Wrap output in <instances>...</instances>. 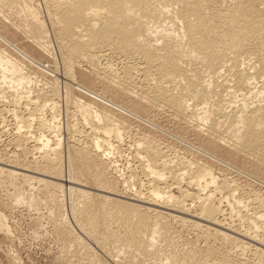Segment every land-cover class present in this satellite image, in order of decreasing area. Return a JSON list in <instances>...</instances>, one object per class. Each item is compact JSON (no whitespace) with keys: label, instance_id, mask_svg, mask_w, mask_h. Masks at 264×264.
<instances>
[{"label":"bare ground","instance_id":"obj_1","mask_svg":"<svg viewBox=\"0 0 264 264\" xmlns=\"http://www.w3.org/2000/svg\"><path fill=\"white\" fill-rule=\"evenodd\" d=\"M26 1L0 0V6L4 2L20 5L22 12L26 11L35 18ZM46 14L54 27L53 35L67 77L63 81L64 104L76 120L68 123L67 129L79 133L75 143L79 148L76 146L75 153H71V149L69 152L70 163L75 168L74 181L77 183L74 184L91 185V189L99 192L74 187L76 191L72 199L76 205L71 208V215L78 226L96 243L104 242V245L107 242L117 248V253H128L130 260H134L137 254L153 253L154 256H163L168 264L179 261L182 262L179 264H212L214 260L211 259H217L216 264H264V196L258 194L259 191H250V194L245 191L248 198L244 200L235 195V187L228 184L226 178L218 184L213 158H210V155L219 156L225 165L228 162L248 167L251 174L264 178V99H261L264 96V0H53ZM158 26L166 27V30L159 31ZM36 28L40 30L41 42L28 43V51H32L30 45L33 49L39 46L43 52H48L47 37L43 35L45 30L41 26ZM105 50L123 57L121 70L110 68L107 63L103 68L98 66V56H103ZM12 54L6 48H0V80L14 89H11L13 93L5 94L6 89L3 91L0 87V99L14 107L21 102L26 106L25 116L18 117L14 109L13 115L18 121L14 141L23 156H27L32 149L29 151L25 143L31 126L28 117L40 114L41 120L38 118L40 122H36V128L41 133L50 131L55 136L59 133L53 101L51 107L48 105L57 97L58 89L53 80L49 83V92L31 96L30 86L23 87L28 89L27 92L18 91L29 81V76L21 64L23 60ZM133 57L139 60L137 73L143 80L138 83L133 71L135 66L131 63ZM82 61L87 70L79 65ZM50 66L54 67V64ZM43 67L48 69V65ZM257 78L262 79L261 89H255L254 96L251 90L256 88ZM74 79L81 83L74 82ZM235 91L242 96L238 100L242 102L237 101V105ZM248 94L258 98V101L253 98L256 105L250 101L254 106H249L246 100L252 98H248ZM47 106L51 112L49 119L41 114ZM157 110L169 111L184 130L191 129L197 145L208 156H201V161L191 154L181 162L175 161L177 157L172 160L165 154V148L162 150L158 146L154 135L142 130L138 133L131 125L134 122L149 127L146 125L150 120L149 113ZM134 115L137 120L132 118ZM23 127L27 131L23 132ZM129 132L137 136L132 141V151L139 161V170L150 176L148 180L152 182L151 185L148 182L146 193L130 191L133 192L131 200L142 203L140 205L109 196L120 192L108 181V173L115 169L109 161V155L115 149L112 141H122L124 134ZM55 140L53 147L49 139L43 140L42 147L39 146L43 149L42 160L30 162V167L38 170L31 169L32 173L58 177L55 179L59 182L40 180L45 186L63 192L64 183L59 177L60 139ZM30 174L23 179L34 178ZM161 181L164 182L163 188L159 187ZM188 185L194 191L190 192L186 188ZM186 200L195 202V209L191 208L194 212L186 207ZM35 201L30 198L26 202L33 206ZM223 202L229 210L227 217L234 216L230 221L237 220V225L244 220L242 208L244 210L248 202L251 205L252 215L245 214L249 216L244 221L245 231L238 230L237 225L226 224L224 227L233 232L236 230L235 233L244 239H253L254 261L241 263L240 250L243 252L249 243L235 234L221 231L224 222L219 216L224 212ZM58 208L59 212L61 207ZM174 221L182 226L187 222L197 231V237L205 243L203 251L191 248L178 254L173 250L165 252V245L162 249L159 243L174 242V233L169 230ZM68 230L61 231L63 240L88 249L81 237L73 236ZM119 243H124L126 249H120ZM94 257L89 258L92 259L90 264L100 263V258Z\"/></svg>","mask_w":264,"mask_h":264},{"label":"rangeland","instance_id":"obj_2","mask_svg":"<svg viewBox=\"0 0 264 264\" xmlns=\"http://www.w3.org/2000/svg\"><path fill=\"white\" fill-rule=\"evenodd\" d=\"M52 1L53 0H27L26 4L29 5L28 6L29 8L33 9L35 13V18H33L34 16L26 11L22 12L20 10L21 8L20 5H14L9 2H4L0 6V48H6L8 51L14 54V55L12 54L13 57L22 59L24 62L22 61L21 64L24 65L23 66L24 70L27 71L29 76V81L25 84V86L19 87L18 91L27 92L28 89L23 87L30 86L31 89L30 95L36 96L37 93L40 94L46 91L49 92V88H48L49 83L53 82L54 80L58 89V95L57 97L53 98L48 105L51 107L52 104L54 103L55 110L53 112L56 115L55 119L59 126V131H58L59 133H56V136L50 131L47 134L46 132L41 133V131L37 129L38 124L36 123L38 121L40 122L41 120L40 114L37 115L36 117L35 115L33 117L32 116L28 117L31 126L29 128L28 133H26L27 138L25 140V143L29 151L31 148L32 149L27 156L24 155L26 157L25 158L20 149V146L19 145L17 146V142L15 143L14 141V137L17 132L16 123L18 121L17 118L15 119L13 115L14 114L13 109L14 111H16L17 116L21 117L27 114V111L25 110L26 106L24 107L23 103L21 102L20 104L17 105L19 108L17 106L14 107L15 105H13L12 103L5 101L2 102L0 99V264H90V260L92 262L93 259L92 257L94 256L100 258V259L98 258L100 262L98 264H168L166 260L162 258L163 256L162 257L160 255L154 256L153 253H152L153 255L149 253L143 256L137 254V256L135 255L136 258L134 260H130L131 255H129L128 253L124 254V252L122 251H119L117 253L116 252L117 248H115L112 244L106 242V244L103 245L104 242L100 244L93 241L90 237L86 235V231H84L83 229H81L80 226H78L76 220L74 219L75 222L73 220L74 217L73 215H71L72 214L71 208L74 207V205H76L74 204L73 202L74 200L72 199V196L75 194L74 192L76 191V190L74 191V189L78 187L83 190H88L89 192H94L95 190L90 188L91 185H87V187L86 185H84L85 187H83L74 184L77 183L74 181L75 168L73 167L72 163H70L71 154L69 152L70 149H71V153H73L74 150H77L79 148V146L75 144L77 143L76 138H78L79 133L77 132L72 133L67 129L68 123L69 124L75 123L76 120L74 119L75 117L74 118L71 117L70 115L71 111L70 110H69L70 112L67 111L68 110L67 106L66 104H64L65 100H63V91H64L63 81H66L67 77L64 75V66L60 57L61 55L57 48L58 46L56 42V37H54L53 35L54 27L51 21L49 20V18H47L48 14H46L47 7ZM39 26H41L42 29L45 30V33L43 35L46 34L47 37L46 41L49 44L48 52H43L42 48L40 49L39 46L37 47L35 46L36 48L34 49L31 48L30 46L31 45L30 42H36V43L41 42V40H39L40 30L36 28ZM157 29L159 31L166 30V27L158 26ZM28 43H30L29 50H32L31 53L28 51ZM17 46L20 47L17 49ZM105 51L106 52L105 54L103 53L104 54L103 56L101 54L103 58H100L101 56H98V59L100 58L99 61L97 59L98 66H100V68H103L104 65L107 66L106 65L107 63L109 64L108 66L110 68L117 69V71H119L120 67L122 68V64L124 62L123 57H121L119 53L116 52L113 53V51L111 50H105ZM131 63L135 66L134 68L136 69V67L139 65V60L133 57ZM42 64L43 66L48 65V69L46 67H43ZM53 64L54 67H51L50 65ZM136 64L138 65L136 66ZM79 65L81 66V68L85 70L88 69L86 63L83 61L79 62ZM49 68L52 69L50 70ZM46 69L48 71H46ZM135 69L133 71L136 72L137 74L136 77L139 78V79L136 78L137 83L143 81L141 80L142 78H140V75L138 76L137 73L138 72L137 70H139V68L137 67V69L136 70ZM44 72H46L47 74H45ZM76 79H74L75 80L74 82L81 83L79 80L77 81ZM261 80H262L261 78L256 79L257 82L255 84L256 88H253L251 90L253 93L255 89L256 90H258V88L259 90L261 89L260 86ZM0 87L1 89L3 88V91L4 89H6L4 92L7 93L5 94L13 93L12 90L14 89L10 88L7 82L4 84V82L0 80ZM235 93H236L234 94L236 96L235 105H237L238 102L240 103L242 102V101H238L242 99L241 98L242 96L240 95L239 91L238 92L235 91ZM251 94H248L247 97L252 98ZM254 96H256V93H254ZM254 96H253L254 100L258 101V98L257 97L255 98ZM253 98L246 100L249 103V106L252 105L250 104V101H252V103L254 102ZM261 99H264V96ZM254 104L256 105L257 102H254ZM254 104L252 106H254ZM49 106H47L48 108L45 109L43 113H41L43 114L42 117H45L46 119L50 118L51 112ZM195 111L197 110L195 109ZM135 116L136 115L132 116V118L134 120H137L138 118L137 116L135 118ZM152 116L155 118H152ZM149 117L150 120L149 122L146 121L147 123L146 125H149L150 128L146 127L145 125L143 126L139 123L135 124L134 122L131 125L138 133L141 132L142 130L144 132L146 131L148 134L154 135L155 139H157V143L159 142L158 146L162 150L165 148L164 149L166 152L165 154L170 159L177 157L175 161L180 160L181 162L187 158H190L191 156L189 154H191L193 155L194 158H196L197 160L199 158L200 159L199 161H201V156H208L207 155L208 153L205 152L199 145H197L198 143L194 139V136L191 133V129L184 130L182 125L178 123L177 119L173 118L172 114L169 111H164V110L163 112L160 110L153 111L149 113ZM25 129L26 128L24 127L22 128L23 132L27 131ZM39 133L41 136L42 134L46 135V137L45 136L41 137ZM129 133H125L122 141L120 142L112 141L113 149L114 148L115 149L112 150L113 152L111 153V155H109V161H111L110 163L113 168L115 167V169L114 171L113 169L111 170L112 174L111 171L108 173V181L112 186H114L120 192H114L116 195H109V196L110 197L115 196L116 199L119 198L120 200L123 201H128V202L133 201L132 203L135 202L136 204L140 205L142 203L131 200L130 194L133 192L130 191L140 190L142 193H146L147 190L146 187L151 181H149L150 176L144 175L139 170V166H138L139 161H137L138 159L133 156L134 151H132L133 150L132 141L137 136H135L134 132H132L134 135L131 132ZM39 138L41 140H39ZM45 138L49 139L50 141L49 144L52 147L55 146L54 145L56 142L55 139L56 138L60 139L61 173L59 177L61 178V180H63L64 183L63 192L58 191L53 187L45 186L44 182L40 180V179H44L47 181L59 182L57 179H55L58 178L55 175L52 174L53 175L52 176L51 174H49L48 176V174L46 173L45 174L46 176H43V175H38L36 173H32L34 171H31V169L33 170L36 169L30 167V162H32L33 164V161H37L39 163L42 160L41 155L43 149H41L40 147H42V143ZM76 146H78V148ZM185 152L187 153L185 154ZM210 156H212L210 157L211 159L213 158L212 159L214 162L213 171H214V175L218 176V177L216 176L218 184L221 183L220 181L226 178L225 180L227 181V183L228 184L230 183V185H233L235 187L234 190L235 195H238L240 198L242 196L244 200L248 198V194H250L251 192L257 193L259 191L258 194L264 196V183H263L264 178L262 176L251 174L248 167L234 166L233 164L228 162H226L225 165L221 157L213 156V155ZM238 167H240V169ZM116 173L119 176H117ZM29 174L34 178H31L29 180H24L23 176ZM252 176L259 179L258 182L254 180ZM125 180L127 181L128 185ZM167 182L170 183V181ZM151 184L152 182L149 185ZM159 184H158L159 187L162 186L161 188H163L164 182L161 181ZM130 186L133 187L131 188ZM186 188L190 192L194 191L191 185H188V187ZM97 192L95 191L94 193ZM30 198H34V201L36 199L35 201L36 205L33 204L32 206L28 202H26ZM17 199H19V201ZM185 203L187 204L186 207L187 206L189 207L190 212L191 211L194 212L193 209H195V205H196L195 202L186 200ZM222 205L224 208V212L223 214H220L219 220L224 222L225 225L224 224L222 225L221 231L224 230V232L226 231V233H229L231 235L235 234L234 236H237L239 239H242L243 237H240L241 235L240 232H238V234L240 235H237L235 233L236 230H234L233 232V230L231 231L229 230V228H225L227 225L231 227L237 225L236 222L238 221L237 220L230 221V219H234V216L232 218L227 217L229 212V210L227 209V204L223 202ZM142 206H144V204ZM58 207H61L60 208L61 210L59 212L57 211V209L59 210ZM246 208L244 210L242 208V214H243L242 216L244 220L242 218L243 220L242 223L238 224L237 225L238 227L236 226L237 229L241 230L242 232L245 231L247 227L246 224H244L245 223L244 221L252 213V210H250L251 205L249 204V202L247 203ZM262 209L264 211L263 207ZM63 211L65 212L66 215H64ZM243 211H245V213ZM246 213H248L249 216L245 215ZM244 215L246 218L244 217ZM65 216L67 217L65 218ZM186 218L184 217V219ZM75 224H77V226ZM180 224L181 223L178 222L177 224V222L174 221L169 225L170 232H172V234L174 233L173 234V236L175 237L174 242L172 243L169 240L167 244L159 243V245L161 244L162 249H164L163 246L165 245L164 250L167 253L171 252L172 250L177 251V253L178 252L184 253L186 252L185 250L188 251L191 248L192 249L195 248L194 250L196 251L200 249H202L200 251H203V249L205 248V243L201 238L197 237V231L193 230V228L191 229L188 226L187 222L185 223L186 225L183 226ZM113 226L115 227V225H112V227ZM68 229L70 230V232H72L73 236L77 235L83 239L84 246L85 245L88 246L87 248L89 250L88 249L86 250H88L89 253L85 250V248L82 247V245L80 246L76 243L74 244L73 241H72L73 243L71 242L69 244L67 241L63 240V238L60 236V233L61 231ZM243 240L244 241L246 240V242H248L249 244H247L243 252L240 250L239 253L240 255H238L239 250L237 251V255L240 258L239 261L241 263L254 261L255 248H253L254 246H252V244H254L253 239L247 237L246 239L243 238L242 241ZM170 242L172 243V245H169L171 244ZM117 245L120 249H126V245H124V243L123 244L119 243ZM251 253H254V255ZM262 257L264 258V254ZM211 260L212 261L214 260V262L217 261V259H211ZM214 262H212V264H216V262L215 263ZM179 263L182 262L179 261ZM179 263L176 262V264Z\"/></svg>","mask_w":264,"mask_h":264}]
</instances>
